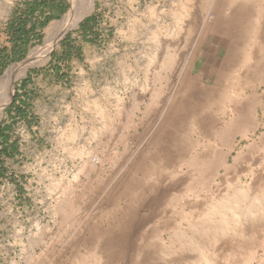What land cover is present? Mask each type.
I'll return each mask as SVG.
<instances>
[{
	"label": "rangeland",
	"instance_id": "rangeland-1",
	"mask_svg": "<svg viewBox=\"0 0 264 264\" xmlns=\"http://www.w3.org/2000/svg\"><path fill=\"white\" fill-rule=\"evenodd\" d=\"M76 1L0 60V264H264V0Z\"/></svg>",
	"mask_w": 264,
	"mask_h": 264
},
{
	"label": "trees",
	"instance_id": "trees-1",
	"mask_svg": "<svg viewBox=\"0 0 264 264\" xmlns=\"http://www.w3.org/2000/svg\"><path fill=\"white\" fill-rule=\"evenodd\" d=\"M73 8V6H72ZM68 3L66 0H27L17 10L13 18L7 24L8 42L11 44L0 52L1 67L7 66L10 62L26 56L28 49L33 46L34 41L41 40V32L47 25L66 12ZM98 24L95 15L84 20L82 29L86 33L95 35L94 27ZM97 35V34H96ZM69 58V57H68ZM58 69V66H56ZM27 104V102H25ZM25 104V105H26ZM21 119H26L28 114L20 107L16 108ZM12 128L0 125V144L3 146L0 154L14 156L18 154L17 143L9 145L8 133ZM9 147V148H7ZM7 169L0 158V181L6 176Z\"/></svg>",
	"mask_w": 264,
	"mask_h": 264
},
{
	"label": "bare ground",
	"instance_id": "bare-ground-1",
	"mask_svg": "<svg viewBox=\"0 0 264 264\" xmlns=\"http://www.w3.org/2000/svg\"><path fill=\"white\" fill-rule=\"evenodd\" d=\"M89 1L90 0H77L75 3L76 4V10L71 15H68L62 21V23H64V25H66L67 27L72 26L73 23L76 22L81 17V15L88 9V5L90 4ZM52 43L53 42H50L48 44V48L50 46H52Z\"/></svg>",
	"mask_w": 264,
	"mask_h": 264
},
{
	"label": "crops",
	"instance_id": "crops-1",
	"mask_svg": "<svg viewBox=\"0 0 264 264\" xmlns=\"http://www.w3.org/2000/svg\"><path fill=\"white\" fill-rule=\"evenodd\" d=\"M72 10V9H71ZM69 14V13H68ZM12 101V100H11Z\"/></svg>",
	"mask_w": 264,
	"mask_h": 264
}]
</instances>
